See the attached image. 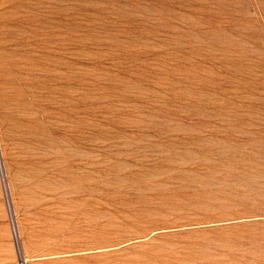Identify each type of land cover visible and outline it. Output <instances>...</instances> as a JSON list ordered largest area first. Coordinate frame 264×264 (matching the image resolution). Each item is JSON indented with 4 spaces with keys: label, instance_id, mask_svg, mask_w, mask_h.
Here are the masks:
<instances>
[{
    "label": "rangeland",
    "instance_id": "1",
    "mask_svg": "<svg viewBox=\"0 0 264 264\" xmlns=\"http://www.w3.org/2000/svg\"><path fill=\"white\" fill-rule=\"evenodd\" d=\"M0 264H264V0H0Z\"/></svg>",
    "mask_w": 264,
    "mask_h": 264
}]
</instances>
